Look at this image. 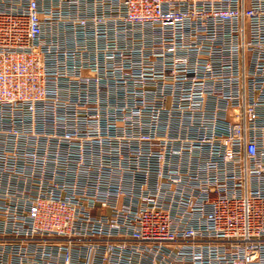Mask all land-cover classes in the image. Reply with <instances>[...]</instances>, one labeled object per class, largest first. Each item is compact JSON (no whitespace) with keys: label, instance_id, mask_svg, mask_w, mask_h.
I'll list each match as a JSON object with an SVG mask.
<instances>
[{"label":"built area","instance_id":"1","mask_svg":"<svg viewBox=\"0 0 264 264\" xmlns=\"http://www.w3.org/2000/svg\"><path fill=\"white\" fill-rule=\"evenodd\" d=\"M0 264H264V0H0Z\"/></svg>","mask_w":264,"mask_h":264},{"label":"rangeland","instance_id":"2","mask_svg":"<svg viewBox=\"0 0 264 264\" xmlns=\"http://www.w3.org/2000/svg\"><path fill=\"white\" fill-rule=\"evenodd\" d=\"M105 85H106V84H101V83L95 85V87H94V89H95V95H94V96L99 95V93H102V94H100L99 97H96V98H98V99H97L98 101H95V99H92V101L89 102V105H90V106H96V103H97V104L105 105L106 100H104V99H107V98H106L107 95L104 94V92H103L104 89L102 88V87H105ZM101 86H102V87H101ZM148 87H150V86H148ZM93 92H94V91H93ZM112 95H113V94H112ZM92 98H95V97H92ZM84 101H85V100H84ZM114 102L117 103L116 100H114Z\"/></svg>","mask_w":264,"mask_h":264}]
</instances>
